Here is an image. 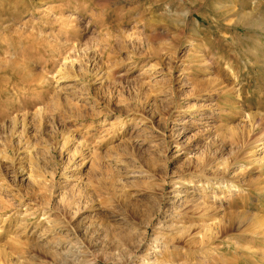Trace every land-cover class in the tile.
Segmentation results:
<instances>
[{"label": "rangeland", "instance_id": "rangeland-1", "mask_svg": "<svg viewBox=\"0 0 264 264\" xmlns=\"http://www.w3.org/2000/svg\"><path fill=\"white\" fill-rule=\"evenodd\" d=\"M0 264H264V0H0Z\"/></svg>", "mask_w": 264, "mask_h": 264}, {"label": "bare ground", "instance_id": "bare-ground-1", "mask_svg": "<svg viewBox=\"0 0 264 264\" xmlns=\"http://www.w3.org/2000/svg\"><path fill=\"white\" fill-rule=\"evenodd\" d=\"M245 205V204H244ZM243 206V205H242ZM245 207V206H244ZM247 207V205H246ZM243 208V207H242ZM242 211V210H241ZM250 215L246 212H240V211H236V212H231L230 214H227V222H228V227L229 228H236L237 231L238 229H242V225L245 223H250L248 221H250ZM259 223V222H258Z\"/></svg>", "mask_w": 264, "mask_h": 264}]
</instances>
